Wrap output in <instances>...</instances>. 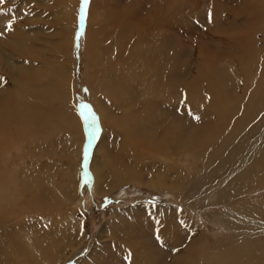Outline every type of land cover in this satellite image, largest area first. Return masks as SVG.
I'll list each match as a JSON object with an SVG mask.
<instances>
[{"label":"rangeland","instance_id":"374dc122","mask_svg":"<svg viewBox=\"0 0 264 264\" xmlns=\"http://www.w3.org/2000/svg\"><path fill=\"white\" fill-rule=\"evenodd\" d=\"M241 1L247 12L227 0H88L87 4L83 0H3L0 3V179L11 183L13 177L29 186L12 208L0 204L3 249L0 264H131L134 253L129 247L135 238L142 245L143 230L150 232L151 223H169L185 233V225L190 226L184 218L187 208L196 210L197 221L205 225L202 231L191 229L187 233L192 238L205 239L213 248L221 246L216 243L246 235L249 228L259 226L261 222L257 219L238 218L240 214L235 210L238 199L227 196V188L235 176L210 189L199 188L193 179L180 192H162L147 185L159 180L160 176L153 173L158 165L172 174L166 179L168 183L176 179L175 174L182 176L191 166L202 173L205 167L201 162L194 163L188 156L177 161L174 156L160 152L158 158L155 154L146 156L142 166L137 162L126 163L125 169L136 178L134 181L130 176L117 180L106 176L102 166L108 152L114 151L121 162L125 155L132 156L137 151L132 148L125 154L126 145L119 150L116 138L120 139V134L126 131L111 137L116 134L110 129L120 110V104L113 102V94L118 93L114 84L118 80L105 72L96 74L85 58L88 44L92 46L89 48L104 50L109 64H113V58H118L114 61L118 66L123 58L133 62V67L123 68L127 78L117 87L129 88L122 90L124 104L131 106V112L128 110L131 115L138 109L139 117L152 115L150 103L158 97L146 98L141 78L136 75L144 77L143 63L132 61L144 36L148 39L154 34L164 36L167 49L178 56L179 69L185 67L188 71L186 76L177 77L178 82L189 81L195 90L198 80L212 79V69L225 76H232L233 69L242 77V66L225 63V55L238 50L249 55L250 46L256 52L255 67L247 72L248 84L253 88L261 75L256 63L264 59V0ZM9 21H13L10 31L5 28ZM230 24L238 31L239 38L234 35L229 46L225 34L230 31ZM153 46V42L147 44ZM212 50L216 57L218 54L223 57L214 67L210 60ZM118 52L122 53L121 57ZM162 62L158 64L163 67ZM162 70L163 81L171 75L166 67H160ZM31 71L40 76L38 81H32V98L40 100L39 105L30 101L28 92L21 98L23 75ZM217 74L224 81L222 84L227 85V80ZM236 78L234 82L240 83ZM220 87L221 91L227 90L225 85ZM199 88L203 86L200 84ZM49 90L58 99L53 109L42 96ZM146 90L147 95L154 92ZM227 92L228 99L222 106L239 107L236 88ZM57 111H61L64 121L55 120L50 127L47 116ZM103 115H108V120ZM203 118L209 121L208 117ZM239 118L237 115L233 119ZM259 121L263 125L242 150L255 142L264 129V109L235 135L233 145L244 136V128L251 130ZM104 122L111 125L108 131L102 126ZM180 122L184 136L188 134L193 140L184 149L186 155H192L200 147L214 148L215 129L203 125L205 120L198 122L194 115H183ZM159 125L165 129L168 126L166 122ZM64 126H68L67 131L59 133ZM160 132L157 134L162 137L164 133ZM202 140L209 145H202ZM263 149L261 138L247 154L254 159ZM10 170H16L17 175L10 176ZM9 186L4 184V189L8 190ZM37 195L39 200L35 201ZM263 198L264 187L254 194L253 200ZM50 241L57 242L52 245L53 252L47 248ZM137 259V264H149L138 252ZM159 261L164 263L163 258Z\"/></svg>","mask_w":264,"mask_h":264},{"label":"bare ground","instance_id":"6f19581e","mask_svg":"<svg viewBox=\"0 0 264 264\" xmlns=\"http://www.w3.org/2000/svg\"><path fill=\"white\" fill-rule=\"evenodd\" d=\"M227 2L234 7H241L245 12L248 10L245 3L241 0H227ZM254 14L257 16L258 11L256 10ZM229 30L230 31L225 35L228 37L227 39L230 46L233 36L237 35L236 33L238 31L234 29L232 24H230ZM237 37L239 38L238 35ZM140 41L141 43L138 45L136 44L140 50L136 53L132 61L143 63V69L145 70L143 73L144 77L139 73L136 75L141 78V85H143L145 90L146 98L158 96L156 100L150 103V107L153 110L151 116L142 115L139 117L138 109H136L132 115L129 114L128 110L131 112V106L124 104V93H122L123 89L127 91L129 88L127 86L123 87V89L117 87L121 81L124 79L126 81L127 78L126 74H123V68L133 67V62L127 58H123L121 66H118L116 63L114 64V61H118V58H113V64H109L108 55L105 56L103 54L104 50L101 51L99 49L89 48L92 46L88 44L85 46L88 51V57L92 58L91 62L88 57H85L89 67L93 68V71L98 75H102L105 72L108 76H115L118 80V83L114 84L116 86L115 90H117L118 93L113 94L115 97L113 102L120 104L119 114L118 116L116 115V119H114L116 121H114L112 129H110L111 125L105 122L102 123V126L104 130L108 131L110 129L116 131V134L111 136L112 138L119 136L118 134L120 132L126 131L123 132L122 135L120 134V139L116 138V140H118L117 144L119 150L124 148L123 145H126L124 148L125 154H128L129 150L132 148H135L137 151L132 156L125 155V160L121 162L117 159L118 157L116 158V153L114 151L108 152V154L105 155L102 166L106 171V176L114 180L130 176L125 169V164L137 162L141 165L144 158L150 156V154H155L157 155L156 158H158L160 152L163 154L166 153L170 155L171 158L174 156L177 161L182 159L185 160L184 157L188 156L194 163L200 164L201 162L205 170L201 173V170L198 171L191 166V169L188 170L187 168L182 173V176L177 177L175 174L174 176L176 179L168 183L166 179L171 173L166 168H161L158 165L153 173L156 176H160L159 180H155L151 184L148 182L147 185L156 190H161L162 192H180L179 190L183 191L182 187L187 181L193 179L194 184L199 188L203 189L207 186V189H210L211 186H221L229 177L235 176L234 180L229 183L227 196H235L238 199V202L235 204V210L240 214L238 218L245 216L257 219L261 223H259L258 227L249 228L246 235L236 237L229 241L216 243L221 246L213 248L210 242H207L205 239L198 237L192 238V236L187 233V231L191 232V229L195 232L205 229V225L198 222L197 211L187 208V216L184 218L190 223V226L185 225V233L179 232L169 223H164L163 225H161V223H151L150 232L146 229L143 230L144 242L142 245L139 244V239L137 238L136 240L134 236L135 240L133 246L129 247V250L134 253V257L132 256L133 258H130L131 264L138 263L137 252L141 258L146 259L149 264H160V258L164 259L163 264H264V236H261V234L264 233V198L262 200H253L254 194L264 187V149L261 153H258L254 159H251L247 154V152L255 146L256 142L260 141L261 138L264 140V129L255 142L248 143V148L242 150L245 143L260 130L263 123L261 121L257 122L251 130L244 128V136L233 145L235 135L246 125L253 115H258L259 112L262 113L264 109V59L256 63L260 66L257 67V69H261V75L259 80H257L258 82L256 81L257 83L253 84V88H250L252 84L251 86L249 85L250 80H248L247 72L248 69H253V67H255L256 52L249 46V55L240 50L233 52V54L227 53L225 55L227 58H225V63L227 62L230 66H242V77L233 69H231L232 76L229 74V76H225L218 70L217 72L223 76L222 79L225 78V80H227V85L225 83L222 84L224 81L221 82V80L218 79L217 72L212 69V79L208 80L209 82L198 80L196 84H199H197V86L195 85L198 90L197 88L195 90L191 87L192 84H190L189 81H186L184 84L178 82L177 77L186 76L188 71H186L185 67L179 69L180 61L178 56L173 55L174 52L167 49L165 44L166 40L162 34L151 35L150 39L144 36ZM150 42H153V47H147V44ZM98 43L99 41H97V46L99 45ZM236 45L237 44H234V47ZM210 52V60L214 67L220 58L223 60V57L222 55L219 56V54L216 57V55H214V50ZM118 55L121 57L122 53L118 52ZM251 59H254V61H250ZM158 62H162L164 64L163 67H166L171 75L169 78H163V81L162 75L164 71H160V67L161 69L163 67L159 65ZM48 75L50 76V71ZM234 76L239 78L238 80H240V83H237V81L234 82ZM39 79L40 76L31 71L23 75L21 82L24 86V93L21 94V98L23 99L28 92L30 101L35 105H39L41 101L32 98V81H38ZM252 79H254V77L251 78V80ZM149 83L152 84L151 87H149ZM200 84L203 88H199ZM221 85H225L224 88L228 91L231 88H236V95L240 98L239 107L238 105H230L228 107L222 106V102L228 99V92L225 89L221 91ZM102 88L103 86L100 89L102 90ZM146 88L153 89L154 92L151 95H147ZM42 96L44 102L53 109V106L58 101L56 93L49 90L43 92ZM194 104H197L198 107ZM110 114L112 115V113ZM183 115H194L198 122L205 120L203 125L215 129L212 139V141H215V146L212 150L200 147L192 155L185 154L188 152L184 151V149L187 150L191 146L188 142L191 144L193 140H191L188 134L184 136L182 133L180 117ZM237 115H240V118L238 121H234L233 118ZM103 116H106V120H108V115ZM202 117H208L209 121L205 118L202 119ZM55 120L59 122L64 121L61 111L55 113L50 112L47 116V123L50 124V127L53 126ZM164 122L168 124L166 129L159 125ZM110 124H112V122H110ZM67 128L68 126L60 128L59 133L66 132ZM161 130L164 133L162 137L157 134ZM143 132H146V134ZM200 143L202 145H209L206 144L204 140ZM128 157H130L129 161L127 160L129 159ZM9 175L15 176L17 175V171L10 170ZM138 176L139 172L136 174L137 178H139ZM129 179L131 181L136 180L134 176H130ZM204 179L206 183L203 182ZM10 182L11 183H8L0 179V204L4 207L12 208L14 201L25 195V190H28L29 186L24 185L13 177L10 178ZM4 184L10 185L8 190L4 189ZM198 192H200V190ZM38 200L39 196L37 195V200L35 201ZM148 218L147 216V219ZM238 218L237 220L235 219V221H238ZM189 237L192 239L188 242L186 239H189ZM55 243L57 245V242L54 241H50V243L47 244V248L50 247L51 249H49L52 252V245ZM159 250L161 252H159ZM0 254H3L1 246ZM141 264L145 263L142 262Z\"/></svg>","mask_w":264,"mask_h":264},{"label":"snow or ice","instance_id":"6c2138e0","mask_svg":"<svg viewBox=\"0 0 264 264\" xmlns=\"http://www.w3.org/2000/svg\"><path fill=\"white\" fill-rule=\"evenodd\" d=\"M3 0H0V3H2ZM83 3L84 4H87L88 3V0H83ZM81 11H83V8L81 9ZM12 25H13V21H9L8 24L5 26L6 30H11L12 29ZM2 79V78H0Z\"/></svg>","mask_w":264,"mask_h":264}]
</instances>
